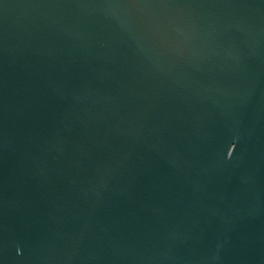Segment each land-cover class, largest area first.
Wrapping results in <instances>:
<instances>
[{
  "label": "water",
  "instance_id": "obj_1",
  "mask_svg": "<svg viewBox=\"0 0 264 264\" xmlns=\"http://www.w3.org/2000/svg\"><path fill=\"white\" fill-rule=\"evenodd\" d=\"M0 264H264V0H0Z\"/></svg>",
  "mask_w": 264,
  "mask_h": 264
}]
</instances>
